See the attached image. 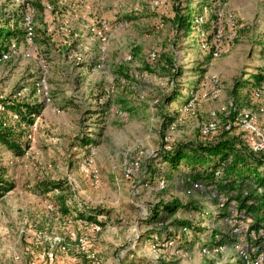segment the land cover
<instances>
[{
    "label": "rangeland",
    "instance_id": "obj_1",
    "mask_svg": "<svg viewBox=\"0 0 264 264\" xmlns=\"http://www.w3.org/2000/svg\"><path fill=\"white\" fill-rule=\"evenodd\" d=\"M153 1L95 0V13L80 25L73 19L85 3L58 0L56 14L33 6L34 46L21 41L20 53L0 63V104L21 100L40 106L33 124L21 127L23 154L0 146L4 179L14 186L0 199V264H213L192 236L177 240V252L155 247V230L176 235L178 223L193 218L202 228L235 230L233 223L223 227L208 215L195 217L199 209L190 203L209 210L208 197L203 190L188 194L176 172L165 179V189L159 182L168 167L165 156L177 147L227 142L250 150L229 106L253 113L264 106V98L251 96L264 76V0H158L157 7ZM206 6L213 14L199 25ZM19 11L11 6L8 12ZM92 17L105 18L111 27L106 61L97 70L98 44H88L78 30ZM65 18L77 37L47 32ZM5 28L22 32L21 18L7 21L0 12V29ZM218 28L225 41L214 56L208 36ZM231 31L237 37L227 40ZM27 51L30 58L23 56ZM77 53L84 63L76 64ZM41 57L48 70L46 98L34 93ZM13 115L0 109V119L16 125ZM211 121L221 131L206 139L201 129ZM228 123L231 131L224 130ZM44 181L62 188L42 191ZM60 200L69 213H63ZM176 200L188 208L164 226L152 223L156 207ZM216 257L220 264H235L232 254Z\"/></svg>",
    "mask_w": 264,
    "mask_h": 264
},
{
    "label": "trees",
    "instance_id": "obj_2",
    "mask_svg": "<svg viewBox=\"0 0 264 264\" xmlns=\"http://www.w3.org/2000/svg\"><path fill=\"white\" fill-rule=\"evenodd\" d=\"M44 1L34 0L32 4L42 11L45 10ZM48 4L51 5L52 12L56 14L58 0H48ZM1 15L7 21H14L17 17L22 18L21 15L15 14L14 16L6 13ZM4 30L8 31L5 37H3ZM4 30L0 29V40L3 42L0 48V54L8 50V45L12 41L21 42L24 37L23 30L22 32L20 30L15 32L9 28H5ZM212 39L213 35L208 36V41L211 42ZM259 80L263 82L264 76ZM22 102L24 101L6 100L1 102L5 109L17 116V124H8L0 119V146L16 156L23 154L21 140L25 135V131L21 127L23 125L28 127L33 124L34 117L39 113L40 107L39 105L32 107ZM187 103L186 101L185 104ZM173 120L175 119H170V121ZM84 145H88V143L84 142ZM164 161L167 162L168 167L166 174L161 175L162 178L170 181L176 172L177 174L175 175L178 177L177 181H180L182 178H190L193 182L203 184L208 191H216L219 197L225 199V207L219 214V219L225 218L228 215L227 207L231 203H235L240 213H245V215L253 219V223L249 229L259 231L261 224L264 223V155L243 150L234 146L232 143L220 142L217 144L208 143L177 147L165 156ZM217 172H220V177L216 175ZM4 176V171L0 167V199L14 188L12 184H9L4 179ZM39 186L45 192L62 188L60 183L51 181L41 182ZM256 187L262 188L263 193L258 194ZM247 190L248 195L245 196L244 192ZM217 201L216 199L214 202L216 203ZM59 203L63 213H69V209L66 207L64 201L60 200ZM190 204L189 208L191 207V209L200 210L201 208L200 205L195 203ZM186 206H183L178 200L161 204V208L156 207L152 217V223L156 224L157 227L164 226L167 221H171L177 215L179 210L184 211ZM199 210L197 211L199 212ZM79 218L87 221L95 220L92 216L87 217L85 214H80ZM178 224L181 227L190 229L193 244L197 243L213 249L215 247L231 246L236 242L229 234L219 232L215 229L207 230L204 227L195 225L193 222H180ZM155 231L157 232H155L154 236L159 241L175 236L174 234L165 235L167 231ZM207 232L211 242L204 243L202 237ZM152 242L154 243L155 240ZM237 264L241 263L238 262Z\"/></svg>",
    "mask_w": 264,
    "mask_h": 264
},
{
    "label": "built area",
    "instance_id": "obj_3",
    "mask_svg": "<svg viewBox=\"0 0 264 264\" xmlns=\"http://www.w3.org/2000/svg\"><path fill=\"white\" fill-rule=\"evenodd\" d=\"M33 0H0V12L1 14H8L11 16H14V14L8 12L9 7L16 6L20 11L19 14H21V24H22V30L24 31V37L22 40V43H25L27 46H34L36 35H35V24H34V13L35 9L32 5ZM79 4L85 3L86 0H75ZM45 2H43L44 4ZM160 4L158 0H155L152 2L153 7H157ZM45 8L48 10H52L50 4H44ZM213 14V9L210 7H204L202 10V13L198 16L196 22L199 25H203L206 23L207 15ZM229 25L231 28H234L235 24L232 20H229ZM110 24L109 22L103 18V17H97L90 20L89 24L86 26L85 29V35L87 43H97L99 47V54L100 57L98 58L97 62L94 65V70L100 69L103 67L106 59V53H107V47H108V40H109V32H110ZM50 34H62V35H73V37H77L78 34L73 32V28L71 25V19H63L57 27H49L47 30ZM237 37V31H231L229 35L227 36V40H233ZM225 41V38H223L221 30L218 28L215 34L213 35V39L211 41V48L214 50L213 55L217 56L218 52V46L222 44ZM21 42H14L12 41L8 45V50L3 51L0 54V63H4L7 60H10L11 58L17 56L20 53V46L22 45ZM87 49V47H85ZM23 56L30 58L32 54L27 51L23 53ZM155 56L153 55V58ZM74 59L76 64H82L85 62V58L83 54L77 53L74 55ZM130 59V57H129ZM39 65L41 67V76L39 78L38 83L36 84V88L34 90L35 95L41 96L46 98L48 96L47 91V80H46V73H47V62L46 59L41 57L39 59ZM26 92V88L22 89L18 96L24 95ZM251 96L255 100H261L264 98V81L261 83V86L257 89H254L251 92ZM48 100V98H47ZM187 105L181 108V113H184L187 110ZM0 109L2 111H5V107L0 104ZM229 110L232 113L236 114L235 117V124L238 126V129L245 133L247 136V141L249 142L251 148L249 152L255 153V154H262L264 155V118L259 119V115L264 116V106L259 107L258 113H253L251 111H238L237 108L231 104L229 106ZM13 119L16 120V115H13ZM233 125L228 123L224 127L225 131H231ZM220 128L219 126L214 122H208L205 124L201 129V134L206 139H212L213 137L220 134ZM30 137V136H29ZM87 163L85 164V167L87 168ZM83 171H85L84 165L81 168ZM133 170V168H132ZM132 170H126L125 172V178H130V175L132 173ZM217 176H221L220 172H217ZM93 179H95V182H98V174L95 172L92 175ZM182 186L186 188V191L188 194H193L197 190H203L208 197V202L210 209H201L195 217L199 215V218L203 219L206 217L205 215H208L209 217H212L214 221L218 219V221L221 223V225H227V223H233V225L236 226L235 230L227 231L225 228L223 229H216V228H206L207 230H218L219 232L229 234L233 239L236 240V242L231 246H221V247H215L211 249L210 247H204L200 245V252L202 255L209 259H214V264H220L219 258L216 257L218 254H222V259L224 258V255L229 256L233 255V258L235 259V264L240 262L241 264H264V223L261 224V227L259 231L250 230V225L253 223V219L250 216L245 215V213H240L237 205L235 203H231L227 207L228 215L225 218L219 219L218 216L221 213L222 209L225 207V199L223 197H219L216 191L210 190L208 191L206 187L201 183L193 182L190 178H182L179 181ZM159 186L161 189H165L167 186V182L165 179H162L159 182ZM257 188V193L262 194L263 189ZM244 195H248V190L244 192ZM218 200L216 203L215 200ZM201 216V217H200ZM192 222L194 224L195 220L192 219ZM240 225H243V228L241 231L244 232V235L241 238L238 227ZM178 233L173 238L164 239L163 241H159L157 238L155 239L154 245L155 247L164 248L165 250H172L177 252V245L178 241L180 239H186L189 240V236H192V233L189 228L187 227H181L178 229ZM205 237H203L204 243L211 242L208 232L204 234ZM216 257V258H215ZM221 259V260H222Z\"/></svg>",
    "mask_w": 264,
    "mask_h": 264
},
{
    "label": "crops",
    "instance_id": "obj_4",
    "mask_svg": "<svg viewBox=\"0 0 264 264\" xmlns=\"http://www.w3.org/2000/svg\"><path fill=\"white\" fill-rule=\"evenodd\" d=\"M94 1L95 0H88V1H86V3L84 4V6L82 7L83 10H80V12L78 14H75L74 19H73V20L76 21V24L75 25H80L79 22H82V20L84 18H86V16L88 14L91 15V14H94L95 13V9L97 7V4L94 3ZM79 28H78L79 31H81V32L84 31V33H86L84 27L81 26V28L80 29Z\"/></svg>",
    "mask_w": 264,
    "mask_h": 264
}]
</instances>
